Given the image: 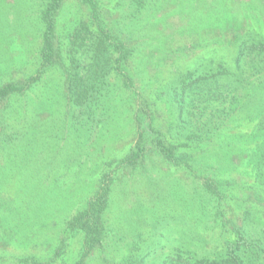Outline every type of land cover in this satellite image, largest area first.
Returning <instances> with one entry per match:
<instances>
[{"label":"rangeland","instance_id":"obj_1","mask_svg":"<svg viewBox=\"0 0 264 264\" xmlns=\"http://www.w3.org/2000/svg\"><path fill=\"white\" fill-rule=\"evenodd\" d=\"M45 1L0 0V85L22 81L39 66L40 12ZM99 1L101 19L112 30L125 27L123 16L145 15L132 28L138 27L133 36L139 47L134 63L128 65L132 89L148 102L160 131L175 134L173 139L179 144L191 143L184 127L177 126L170 85H177L176 79L187 69L200 67L212 47L221 54L233 53L230 41L218 42L223 36L235 39L232 23L227 26L225 21L239 19V32L253 28V35L260 38L264 34V0H148L138 13L130 0ZM252 3H258L263 12L262 27L246 18L248 12L254 14ZM87 14L79 0H65L56 20V34L63 44ZM152 23L156 26L148 30ZM221 26L228 28L219 30ZM114 91L101 122L78 117L67 106L61 67L49 65L38 82L0 105V264H72L82 252L83 235L76 230L66 234L67 220L87 206L107 176L111 190L103 221L109 231L84 264H130L136 254L137 258L144 255L138 264H158L162 250L189 244L202 225L205 228L213 202L206 200L208 196L198 186L200 180L187 168L164 161L156 152L146 154L136 167L116 165L133 145L136 126L131 90L121 87ZM259 93L256 101L264 97L263 90ZM97 111L102 113L103 107ZM187 112L183 117L188 120ZM180 131L182 135H178ZM225 137L213 138L210 147ZM204 148H208L206 144L194 147L191 162L195 173L206 162L204 154L211 151L205 153ZM216 148L206 171L224 186L225 195L219 201L223 219L235 218L240 201L247 207L263 205L253 189L242 187L253 180L247 175L252 168L249 151L239 155ZM202 205L208 212H203ZM255 213L264 217V208ZM213 232V241L204 244L210 254L226 235L219 228Z\"/></svg>","mask_w":264,"mask_h":264},{"label":"trees","instance_id":"obj_2","mask_svg":"<svg viewBox=\"0 0 264 264\" xmlns=\"http://www.w3.org/2000/svg\"><path fill=\"white\" fill-rule=\"evenodd\" d=\"M79 1L86 6L88 14L69 32L66 44H63L56 34V20L65 0L45 1L40 12L43 29L39 66L22 81L1 84L0 105L11 95L24 93L38 82L49 65L62 69L67 106L75 110L76 116H88L93 122H101L107 116L105 107H110L109 103L115 97V88L131 90L130 103L134 105L131 114L136 126V138L128 153L120 158L116 165L136 167L146 154L156 152L164 161L176 167L187 168L189 174L199 179L200 191L204 192L205 197L208 196L206 200L213 202L211 208H214L206 217L205 228L202 225V231L191 239L189 244H181L168 251L162 250L158 264H264V217L255 213V210L264 208V204L253 203L247 207L240 201L237 203L240 210L235 218L224 220L219 205L225 195L224 186L206 171L210 167L212 152L216 147L221 151L238 152L239 155L249 151L252 168L250 167L247 175L253 180L246 181L250 184H243L242 187L253 189L255 194L264 200V97L255 100L260 94L259 90L264 91V34L257 38L253 35V28L244 33L239 32L241 24L237 16V21H225L227 26L232 23L235 39L230 40L223 36L218 42L223 45L226 40L230 41L233 53L221 54L216 46L212 47L209 49L210 54L204 61H200V67L187 69L176 79L177 85H170V100L177 108V126L184 127L186 140L191 142L179 144L173 139L175 134H165L155 126V117L148 102L146 103L142 94L132 89L133 74L129 73L128 65L134 63V56L138 53V44L133 36L138 27L132 28L133 24L144 19L145 15L135 13L123 16V23L127 22L125 27L112 30L101 19L99 0ZM147 1L130 0V4L136 6L135 12L138 13L145 8ZM252 4L254 14L251 16V12H248L246 18L249 23L256 22V25L262 27L263 12L258 3ZM155 26V23H152L148 30ZM249 26L252 27L251 24ZM221 27L219 30L228 28ZM64 58L68 61L65 62ZM100 107H103L102 113L97 111ZM184 111H188L186 115H190L191 119L183 117ZM234 121L237 124L231 127L230 123ZM187 126L188 129H185ZM232 128L239 129L230 133ZM178 135H182V132ZM223 136L227 138H221V142H214L210 147L213 138L219 139ZM201 144L208 147L204 148L205 153L211 151L204 154L206 162H202L201 158L202 163L197 166L195 173L191 161L196 153L194 147ZM110 190L111 181L107 176L101 180L87 206L67 220L65 233L76 230L83 235L82 252L72 264H84L86 256L95 247L102 245L103 238L109 231L104 224L103 213L107 207ZM201 209L208 212L206 206L202 205ZM254 220L257 224H254ZM236 221L241 223L237 224ZM207 227L211 230L210 233ZM213 228H219L226 235L210 254L204 244L213 241ZM65 235L60 244L64 243ZM143 258V254L138 258L136 254L130 264H138Z\"/></svg>","mask_w":264,"mask_h":264}]
</instances>
